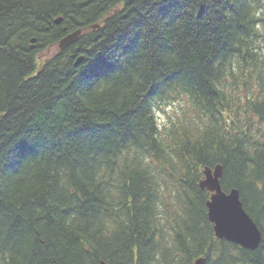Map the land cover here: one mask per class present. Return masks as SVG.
<instances>
[{"label":"trees","instance_id":"trees-1","mask_svg":"<svg viewBox=\"0 0 264 264\" xmlns=\"http://www.w3.org/2000/svg\"><path fill=\"white\" fill-rule=\"evenodd\" d=\"M216 165L255 249L214 234ZM197 258L264 264V0H0V264Z\"/></svg>","mask_w":264,"mask_h":264},{"label":"water","instance_id":"water-1","mask_svg":"<svg viewBox=\"0 0 264 264\" xmlns=\"http://www.w3.org/2000/svg\"><path fill=\"white\" fill-rule=\"evenodd\" d=\"M60 21V17L55 20L57 24ZM97 26L98 24L92 25V27ZM80 34L81 29H77L63 36L57 43L58 51L74 43ZM34 41L35 38H31V46ZM82 58V55L78 56L75 63H79ZM203 173L204 177L200 186L210 192V197L206 202L207 217L212 224L215 236L247 249L257 248L260 244L261 232L243 208L238 190L236 188H232L228 192L222 190L220 184L221 165H216L212 169L205 167ZM194 263L203 264V258H197ZM100 264L106 263L101 261Z\"/></svg>","mask_w":264,"mask_h":264},{"label":"rangeland","instance_id":"rangeland-1","mask_svg":"<svg viewBox=\"0 0 264 264\" xmlns=\"http://www.w3.org/2000/svg\"><path fill=\"white\" fill-rule=\"evenodd\" d=\"M58 51V46L55 45L53 47H50L49 49H45L43 52H41V56L42 58H46L50 55H52L53 53ZM178 110V106L176 105H171V106H166L165 107V113L161 112V111H157L156 116L158 118L159 122H165L167 120V115H171L173 112Z\"/></svg>","mask_w":264,"mask_h":264},{"label":"bare ground","instance_id":"bare-ground-1","mask_svg":"<svg viewBox=\"0 0 264 264\" xmlns=\"http://www.w3.org/2000/svg\"><path fill=\"white\" fill-rule=\"evenodd\" d=\"M39 110V109H38Z\"/></svg>","mask_w":264,"mask_h":264}]
</instances>
